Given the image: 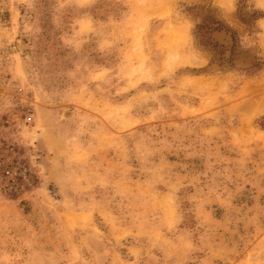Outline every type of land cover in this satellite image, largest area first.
Instances as JSON below:
<instances>
[{
	"label": "rangeland",
	"instance_id": "1",
	"mask_svg": "<svg viewBox=\"0 0 264 264\" xmlns=\"http://www.w3.org/2000/svg\"><path fill=\"white\" fill-rule=\"evenodd\" d=\"M0 264H264V0H0Z\"/></svg>",
	"mask_w": 264,
	"mask_h": 264
}]
</instances>
